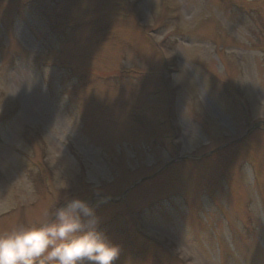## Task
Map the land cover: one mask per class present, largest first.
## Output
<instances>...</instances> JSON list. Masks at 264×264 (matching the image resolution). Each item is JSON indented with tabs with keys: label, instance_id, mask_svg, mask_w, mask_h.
I'll return each instance as SVG.
<instances>
[{
	"label": "rangeland",
	"instance_id": "obj_1",
	"mask_svg": "<svg viewBox=\"0 0 264 264\" xmlns=\"http://www.w3.org/2000/svg\"><path fill=\"white\" fill-rule=\"evenodd\" d=\"M72 197L115 264H264V0H0V232Z\"/></svg>",
	"mask_w": 264,
	"mask_h": 264
},
{
	"label": "clouds",
	"instance_id": "obj_2",
	"mask_svg": "<svg viewBox=\"0 0 264 264\" xmlns=\"http://www.w3.org/2000/svg\"><path fill=\"white\" fill-rule=\"evenodd\" d=\"M98 225L93 206L67 198L46 209L38 226L0 232V264H115L120 247Z\"/></svg>",
	"mask_w": 264,
	"mask_h": 264
}]
</instances>
